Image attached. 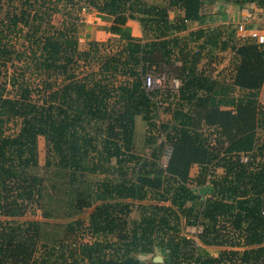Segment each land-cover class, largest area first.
I'll return each mask as SVG.
<instances>
[{"label":"trees","instance_id":"1","mask_svg":"<svg viewBox=\"0 0 264 264\" xmlns=\"http://www.w3.org/2000/svg\"><path fill=\"white\" fill-rule=\"evenodd\" d=\"M153 1L0 0V264H264V42L232 24L188 31L217 20L210 5L264 14V0ZM84 9L116 42L81 50ZM150 75L165 85L148 89ZM28 216L72 222L51 238Z\"/></svg>","mask_w":264,"mask_h":264},{"label":"rangeland","instance_id":"2","mask_svg":"<svg viewBox=\"0 0 264 264\" xmlns=\"http://www.w3.org/2000/svg\"><path fill=\"white\" fill-rule=\"evenodd\" d=\"M221 3L222 2H218V3H216L214 5V10L213 11H215L214 14L217 16L215 18H217L216 21H218V22L215 21L216 24L213 25L214 27H216L218 25L221 26V24L223 23L222 20H223L224 16L225 17L228 16L226 14V11H228V9H229V8H227L228 6L225 4L227 6L226 7L225 5H222ZM238 13H240V12H238ZM231 16L232 15H230V17ZM235 16H237V15H235ZM55 17H56L54 19L55 24L59 26L60 25V22H61L60 21L61 20V16L56 15ZM240 18L241 19L238 22V18L235 17V20L236 21L234 20V22L233 23L230 22V24H232V26H234V27H237L238 25L242 24L248 30L249 29H253V32L254 33H260L261 30H264V16L261 15L260 13H256V10L254 8H252V6L249 7V8H247V10L244 12V15L241 14V17ZM225 24H226V21H225ZM227 24H229V23L227 22ZM91 28H94V26H91ZM90 30L91 29H88V27H86V26H84V24H82L79 27L80 36H82V38H83V36H87L88 37V34L90 33ZM80 46H81V50H84V49L87 48V46H85V43L84 42L81 43ZM111 52H113V53L116 52V45L115 44L112 45V48L111 49L109 48V49H106L105 50V53H107L108 55L111 54ZM210 55L212 56V54H210ZM216 55H217V58H216ZM213 56H214V57H212L213 59L210 60V61L213 62L214 63V66H216L217 68H219V70H223V69H226V68L229 67V63L230 62H229V54L228 53H225V54H223V55L220 56V53L219 52H215V53H213ZM220 58H222V60H220ZM91 63H93L94 66H95L96 64H98V60H92ZM80 68L81 69L78 70V71H81L79 73H80V77H82V76L85 75V72L88 71L87 70L88 67H87L86 64L81 63L80 64ZM96 68H98V67H95V70H97ZM88 69H90V68H88ZM29 80H30V82L33 83V79L30 78ZM239 96H240V94L237 92L236 93V97H239ZM262 99L264 100V95H263V98ZM11 128H12L11 132H13V130L15 129V127L12 126ZM141 131H142V129L138 130V133L136 135L137 147H138L139 150H142L143 149V141L145 139L144 138L145 134H143V132H141ZM263 134H264L263 132L260 133V136L262 137ZM39 153H40L39 154V157H40L41 165H44L45 164L46 150H45V141H44L43 138L40 139V142H39ZM195 172H196V170L193 171V174H195ZM207 192H206V194H207ZM88 216H89V212H87V213H85L84 215L81 216V217H83V220L86 221L85 227L88 226V219H87ZM24 219L25 220H27V219L41 220L42 222H45L46 224H48L46 228H47L49 234L51 235V238H53V236L55 238L58 237V236H60L62 234V229L69 222H72L70 220H64L61 217H57V218L54 217L52 219H48L47 220V219L37 218V217H33V216H28L27 218H24ZM24 219H22V220H24ZM130 220L131 221H139L140 220V215H139V213L136 210H133L131 212ZM197 233H198V230H196L193 227H185V228H183V234L184 235H187L188 237H193L194 238ZM81 234H82L81 235L82 242L89 243V242H94L95 241V240H92L91 239V236L86 231V229H85V231L83 230ZM157 254L160 257H162V254L159 251H157Z\"/></svg>","mask_w":264,"mask_h":264},{"label":"crops","instance_id":"3","mask_svg":"<svg viewBox=\"0 0 264 264\" xmlns=\"http://www.w3.org/2000/svg\"><path fill=\"white\" fill-rule=\"evenodd\" d=\"M145 1L150 3V4L154 3L153 0H145ZM221 4L225 5L224 3H221ZM214 5L215 4L207 7V14L215 15L214 14L215 11H213ZM227 6L226 7L229 8L228 11H226V14L228 16H226V17L224 16V18L222 17L223 23L221 24V25H225V26L231 25L230 22L233 23L235 20V17L238 18V22H239L241 19L240 18L241 14L244 15V12L247 10V8L238 9L233 5H227ZM252 8H254L256 10V13H260L261 15L264 16V14H262L261 10L257 9L255 6H252ZM238 12H240V13H238ZM170 15H171V19H173L176 16H181L182 13L180 11L173 10L170 12ZM230 15H232V16L230 17ZM235 15H237V16H235ZM83 17H84V22H83L84 26L88 27V29H91V30H90V33L88 34V37L83 36L84 39L82 38V36H80V33L78 34L80 44L84 42L85 46H88L90 42H101V43L116 42L117 37L115 35L108 33L107 31L103 30V27H109L111 25V23L106 21L105 19H103L101 16H99L97 14V12H95V11L84 12ZM225 21H226V24H225ZM216 22H218V21H216ZM216 22L215 21L212 23L209 22L208 24H210V25L207 24L206 26H199L196 23L190 24V25H188V31L189 32L197 31L199 29H202V28H205L208 26L214 27L213 25L216 24ZM227 22L229 24H227ZM127 25L132 30V37H134L135 39H139V40L143 39L144 35L142 33V28H141V25L139 22L130 20V21H128ZM91 26H94V28H91ZM218 26H220V25H218ZM263 95H264V86L261 89L260 96H259V101L262 104H264V100L262 99ZM140 129H142L141 132H143V134H145V136H146V130H147L146 122H144L141 118H138L136 121V134L138 133V130H140ZM145 136H144V138H145ZM200 248L202 250L201 251L202 253H204V251H205L208 254H210V256H213V257L218 256L219 248L203 247L201 245H200ZM161 258H163V257H161ZM142 259L145 260L146 258L142 257ZM163 262H164V259H163ZM163 262H159V263H163Z\"/></svg>","mask_w":264,"mask_h":264},{"label":"built area","instance_id":"4","mask_svg":"<svg viewBox=\"0 0 264 264\" xmlns=\"http://www.w3.org/2000/svg\"><path fill=\"white\" fill-rule=\"evenodd\" d=\"M87 12L86 9L83 10V13ZM238 28V36L241 39H252V40H257L258 42H264V34H262V32L260 33H254L253 29H247L244 25L240 24L237 26ZM146 87L148 89H153V88H161L165 85L166 83V79H165V75H162L160 77H154L152 75L148 76L146 78ZM171 87L177 89L179 87V82L178 81H173V83L171 84ZM169 150L168 152L165 154L164 159H163V165L166 166L168 163V159H169ZM242 160L244 162H247L248 159L246 157H243Z\"/></svg>","mask_w":264,"mask_h":264},{"label":"water","instance_id":"5","mask_svg":"<svg viewBox=\"0 0 264 264\" xmlns=\"http://www.w3.org/2000/svg\"><path fill=\"white\" fill-rule=\"evenodd\" d=\"M207 191H208V188H203V189L200 191V193H201L203 196H205ZM155 261H156V262H163V258L158 257V258L155 259Z\"/></svg>","mask_w":264,"mask_h":264}]
</instances>
